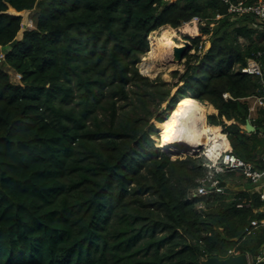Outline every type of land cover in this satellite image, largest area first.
<instances>
[{"label":"trees","instance_id":"16d2710c","mask_svg":"<svg viewBox=\"0 0 264 264\" xmlns=\"http://www.w3.org/2000/svg\"><path fill=\"white\" fill-rule=\"evenodd\" d=\"M194 17L206 25L188 38L195 53L177 95L212 104L208 124L263 168L264 100L250 108L264 85L240 71L264 51L253 16L221 0H0V264H200L264 250V229L246 233L264 219L259 196L193 198L205 159L172 157L152 138V119L167 121L161 105L179 102L169 83L140 74V58L152 33Z\"/></svg>","mask_w":264,"mask_h":264},{"label":"built area","instance_id":"2783aa9c","mask_svg":"<svg viewBox=\"0 0 264 264\" xmlns=\"http://www.w3.org/2000/svg\"><path fill=\"white\" fill-rule=\"evenodd\" d=\"M221 1L228 5V13L230 15L234 17L246 15L253 16L259 23L264 25V0H257L254 3H250L248 0H238L236 2L232 0ZM219 18H221V16L217 15L216 19ZM205 25L206 22L203 19H201L200 17H194L191 21L183 23L180 27L177 28V30L181 32V30L186 26L197 27L199 34V28ZM189 38L193 39L194 37L191 36ZM185 41L191 42L188 38H186ZM240 71L252 76L259 77L264 85V51H259L253 58L249 59L247 66L241 68ZM13 80L20 81L21 75L15 73L13 75ZM224 97L228 98L230 96L228 94H224ZM254 100H256L260 105L263 103L264 96L255 97ZM254 111L255 106H252L250 108L251 114L254 113ZM205 117L206 125H209L207 122L208 115H206ZM251 117L252 116L250 115L249 119ZM220 127L221 132L224 133L228 138L227 134L224 131V127ZM209 134L212 135V133ZM167 154L173 155L172 153ZM182 156L205 159L204 166L210 171L209 175L199 180L198 188L192 192L193 198L211 194H225L226 188L221 186V182L223 180L216 178V176H223L232 173L233 175L241 177L244 182L251 183L253 185V192L259 196L261 201L264 202V167L258 168L254 164L243 160L233 152L231 146H229L227 149H223L222 147H216L215 143H211L205 147H201L200 151L196 155L185 154ZM262 161L264 162V153L262 156ZM242 180H239V183H237L236 186H241L243 182ZM245 206H251V201L248 205L243 203L237 204L238 208H244ZM263 207L255 211L264 212ZM260 229H264V219H254L246 228V233L253 234ZM261 263H264V250H262L254 260L250 261V264Z\"/></svg>","mask_w":264,"mask_h":264},{"label":"bare ground","instance_id":"6f19581e","mask_svg":"<svg viewBox=\"0 0 264 264\" xmlns=\"http://www.w3.org/2000/svg\"><path fill=\"white\" fill-rule=\"evenodd\" d=\"M181 32L197 36L198 29L186 26ZM175 36L176 31L165 30L159 36L151 37V56L160 59L165 67L171 69L178 64L172 58L174 49L184 44V41L176 42ZM214 113L216 111L211 104L201 103L189 94L180 96L179 104L169 119L159 125L161 133L157 140L158 147L178 156L196 155L201 149L199 146L205 147L211 143L227 149L230 144L228 138L221 132V127L206 125L205 116Z\"/></svg>","mask_w":264,"mask_h":264},{"label":"rangeland","instance_id":"374dc122","mask_svg":"<svg viewBox=\"0 0 264 264\" xmlns=\"http://www.w3.org/2000/svg\"><path fill=\"white\" fill-rule=\"evenodd\" d=\"M177 0H169L168 2L169 3H173ZM23 26L26 28H32L33 27V23H34V20H33V14L30 13V12H25L23 13ZM211 26H214V24H211ZM201 28V27H200ZM200 28H199V34H197V36L200 35L201 31H200ZM165 30H174L176 31V36L174 37V40L176 42H181V41H185L186 38H189V37H197L196 35H189V34H186V33H181L177 30V28H172L170 26H167V27H163L161 28L160 30L152 33L150 35V37L148 38V42H149V50L147 51V53H145L144 55L141 56L140 58V63L138 64V68H139V72L141 75L143 76H146V77H149L151 80H156L158 78L162 79L163 81L169 83V85L173 88L172 89V92H171V96L170 97H174V96H177V99H178V102H179V99H180V95H177V91L179 89V87H183V83H179V78H180V75L183 74L185 71H186V66H187V61H188V57L187 55L190 54V55H193L195 53V49L193 47H191L185 54L183 60L178 63L174 68H170V67H165L162 63V61L158 58H155L153 56H151V50H152V43H151V37L152 36H159L162 32H164ZM21 36V35H20ZM211 35H206L203 37V39H208ZM242 45H247V42L244 41V40H241L240 41ZM185 44H183L184 46ZM211 44L210 42L207 40L204 44V47H203V53H205L209 48H210ZM179 72L180 74L178 76L175 75V72ZM11 75L13 76L15 74V72L11 71ZM190 95V94H189ZM254 100L253 102H251V105L252 106H256V105H259V103ZM168 102V101H167ZM167 102L163 103L161 105V108L159 110V112H163V117H164V121L167 119H169L170 115L172 112H174L175 108L174 106L171 107V110H168L167 109ZM212 114H209L208 116H210ZM216 115V114H215ZM226 120V119H225ZM224 120V121H225ZM151 123H154L155 127L158 129V134L157 135H154L152 136L154 142H155V146L158 147V141L159 140V136H160V133H161V128H159V125L160 124H163L162 122H158L156 121L155 119H152V122ZM225 123H227L228 125L233 123V121H225ZM244 127V126H243ZM159 148V147H158ZM163 153H167V150H163ZM172 157H177L178 155H171ZM179 156H182V155H179ZM193 158H197V157H193ZM203 159V158H202ZM242 178L237 176V175H233L231 176V178H227V180L229 182H232L234 184V186H236L237 183H239V180H241ZM245 186H246V189L247 190H250L253 188V185L251 183H248V182H242ZM239 187V186H237ZM226 191V190H225ZM227 194H230V195H236V191H232L230 190L229 193L228 191H226Z\"/></svg>","mask_w":264,"mask_h":264},{"label":"water","instance_id":"95a60500","mask_svg":"<svg viewBox=\"0 0 264 264\" xmlns=\"http://www.w3.org/2000/svg\"><path fill=\"white\" fill-rule=\"evenodd\" d=\"M184 44H185L184 46L174 49L173 55H172L173 61L180 63L183 60L186 52L192 47L191 42L189 41H184ZM167 104H169V101L167 102ZM244 128L249 133H253L256 131V127L252 124L250 119L247 120ZM199 147H202V146H199ZM221 186L225 187L226 189L236 191V192H241L244 189V187H240V186L237 187V186L232 185L231 183H227L226 181H222ZM224 238L226 237L224 236ZM260 253L261 251L256 252L254 258H256ZM200 264H250V256L247 253H243V254L231 253L225 259H220L217 257L203 258L201 259Z\"/></svg>","mask_w":264,"mask_h":264},{"label":"crops","instance_id":"0c3cea01","mask_svg":"<svg viewBox=\"0 0 264 264\" xmlns=\"http://www.w3.org/2000/svg\"><path fill=\"white\" fill-rule=\"evenodd\" d=\"M204 104H210V103H208V102H205ZM212 105V104H211ZM213 106V105H212ZM213 108H214V106H213ZM214 110L216 111V113H214V114H212V115H217L218 114V110H216L215 108H214ZM209 115V114H208ZM226 121V120H225ZM240 187H244V189H243V191L246 189V186L242 183V185L240 186ZM249 191H251V192H253L254 190H253V188L252 189H250ZM264 206V205H263ZM262 206V207H263ZM263 210H264V207H263ZM259 213H263L264 214V212H259ZM235 254H237V253H235ZM249 256H250V261H252V260H254L255 258H254V256L253 255H251V254H249Z\"/></svg>","mask_w":264,"mask_h":264}]
</instances>
